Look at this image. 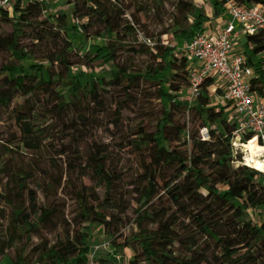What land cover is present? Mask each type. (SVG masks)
<instances>
[{
  "label": "trees",
  "instance_id": "obj_1",
  "mask_svg": "<svg viewBox=\"0 0 264 264\" xmlns=\"http://www.w3.org/2000/svg\"><path fill=\"white\" fill-rule=\"evenodd\" d=\"M205 1L217 16L227 14L229 1L264 8V0ZM63 3L72 6L70 16L53 12L48 0L0 6V56H10L0 60V123L7 115L15 126L0 132V258L9 264H264V220L250 217V210L264 208V173L235 151L237 118L231 121L208 93L216 76L204 80L194 103L189 99L198 64L184 44L204 32L205 6L196 0ZM140 13L160 15L159 35L149 33ZM165 34L175 43H166ZM91 38L100 41L75 54V43ZM238 39L243 49L236 54L253 69L251 90L264 100V31ZM127 40L130 51L150 54L152 63H120L119 45ZM40 58L48 63L28 64ZM99 63L111 64L109 71L74 69ZM102 89L114 91V110ZM149 97L162 103L160 116L131 122L123 135L136 157L131 175L110 166L101 142L92 141L82 155L78 143L90 128L103 126L99 114L110 109L109 124L120 128L123 111ZM188 115L201 119L192 133ZM57 123L71 125L70 138L64 128L56 133L63 146L56 155L69 154L73 142L66 175L40 163L46 131ZM202 128L209 138L201 137ZM61 190L76 204L73 227L57 202ZM129 217L134 228L122 232ZM94 226L106 233L108 247L96 248ZM126 249L133 258L126 259Z\"/></svg>",
  "mask_w": 264,
  "mask_h": 264
},
{
  "label": "rangeland",
  "instance_id": "obj_2",
  "mask_svg": "<svg viewBox=\"0 0 264 264\" xmlns=\"http://www.w3.org/2000/svg\"><path fill=\"white\" fill-rule=\"evenodd\" d=\"M64 0H48L50 3H54L52 5L53 9L52 11L55 12L56 10H64L69 16L72 12V6L67 5L63 3ZM199 4L202 3V0H196ZM204 1V0H203ZM167 7H170L169 4L166 5ZM141 18L145 19L148 22V31L151 35H159L160 31L162 30V24L164 22H161L160 15L156 13H152L150 18H147L144 13H140ZM131 18V11H129L126 15V19ZM5 29L9 30L10 28L8 26L4 27ZM130 39V38H128ZM163 39L166 41L168 44H174V38L171 34H165L163 36ZM100 41L98 38H91L86 42H76L75 43V54L80 53L81 55L85 54L89 48L90 44ZM129 40L125 41L124 43H120V53L118 55V61L120 63L124 62H133V64H137L140 67H147L150 65L153 61V58L150 54L146 53H138L134 54L132 51L128 49V46L130 45L128 42ZM135 45H139L138 42H135ZM242 42L240 39H238L234 45L233 53L240 52L242 48ZM10 60V56L8 54L1 55L0 60ZM48 63L46 60L43 59H33L32 62H29L28 64L30 65L31 63ZM111 67V64H96L95 67L93 68H85L82 67V65H76L75 66V71L79 72L82 69H85L91 73L102 75L103 73H107ZM151 90L153 91L154 88L150 87ZM224 89L221 87L220 81L217 80L216 84L213 85L212 87L209 88V95L211 97V101L213 105H220V106H225L227 109L228 113V118L231 121L236 120L237 116L234 111V107L232 103L229 101L225 100L223 98L224 94ZM102 97L106 99L107 105L110 106L112 105V109L114 110L116 105L114 103V91L111 90L107 92L106 90H101ZM136 95L139 97L140 92H136ZM185 97H189L188 95H185ZM196 97H189L191 103L195 102ZM142 99V98H141ZM141 99L138 100L137 103L131 104L128 106L122 114V120H121V127H115L113 124L110 123V118H111V110H106L105 112H102L100 115V121L103 123V126L100 128H95L92 127L90 128L81 138L80 143L75 141L80 145V152L82 153L83 156H86V148L88 145L96 140L98 142L103 143L104 145L107 146L108 151H109V164L111 167L118 169L119 171H123L126 177L132 174L134 172L135 167H136V157L135 155L132 154L131 150L125 146V141L123 139V135L128 129V126L131 122H134L136 120H139L142 117H154L157 118L160 116L162 112V103L158 100H151L150 97L148 100H145V102L141 101ZM143 100V99H142ZM4 122L0 123V132H4L6 130H14L15 126L13 125L12 120L9 118V116L5 115L4 116ZM188 122H187V127L190 133L193 131H197L201 119L198 118L197 116H191L188 115ZM55 121V119H53ZM70 124L67 125L65 128L62 123H57L52 130L48 129L44 136V149L39 153V156L41 157V165L42 167H45L49 171H51L53 174H58L60 175L62 170L64 169L65 175V166L67 164V161L69 159H72V154H73V148L71 143L69 142L68 148L70 149V153L67 155H56L60 149L63 147L62 146V138L57 136L59 133L57 132L58 130L65 129L67 131V135L70 138V134L72 132L70 131ZM69 130V131H68ZM199 134L201 135L202 138H209L208 135V129L207 128H202L199 131ZM236 153H242V163L246 164L245 161V156L247 154V151L244 149L243 146H240L238 148H235ZM50 157L54 158V162L50 161ZM260 157L263 159L264 157V151L262 150L260 152ZM255 168V167H254ZM256 169V168H255ZM258 170V169H257ZM259 171V170H258ZM84 182L86 184H92V181L86 177L84 178ZM57 202L61 204V208H64L65 217L69 221V223H72V227L74 226L73 224V217L75 216V209H76V204L73 200L65 196V194L62 192V190L59 193V196L57 198ZM132 217V216H131ZM126 218L125 222H127L126 226L122 228V232L125 233H130L131 230L134 228V218ZM250 217L257 221L261 222L264 220V208L253 211L250 210ZM64 228H61L59 233L61 235L64 234ZM93 235L95 239V245L98 248L102 247H108L109 246V241L107 238L106 233L103 231L102 228L94 226L93 228ZM97 248V249H98ZM134 257V253L130 249H126V259H130ZM0 264H9L8 258L1 259L0 258ZM207 264V263H204Z\"/></svg>",
  "mask_w": 264,
  "mask_h": 264
},
{
  "label": "built area",
  "instance_id": "obj_3",
  "mask_svg": "<svg viewBox=\"0 0 264 264\" xmlns=\"http://www.w3.org/2000/svg\"><path fill=\"white\" fill-rule=\"evenodd\" d=\"M25 1L28 0H0V6L11 8L15 3ZM227 15V24L220 33L211 36L201 32L184 44L188 55L202 63L191 73V96L200 94V86L209 75L216 76L224 87L223 98L232 103L237 113L232 140L234 148L244 146V139L252 135L264 151V100L255 97L251 90L253 69L245 64L242 56L233 53L240 34L264 31V8L261 4L248 6L229 1ZM144 41L154 44L150 39L144 38Z\"/></svg>",
  "mask_w": 264,
  "mask_h": 264
},
{
  "label": "crops",
  "instance_id": "obj_4",
  "mask_svg": "<svg viewBox=\"0 0 264 264\" xmlns=\"http://www.w3.org/2000/svg\"><path fill=\"white\" fill-rule=\"evenodd\" d=\"M200 5L205 6L207 15L209 16V21L206 22L204 32L209 33L211 36L217 35L218 33H220L223 30V28H225L227 21H228V15L227 14L218 15V16L215 15L213 6L208 1L202 0V3H200ZM196 64H198L199 66H202V63H200L199 61H197ZM221 87L224 89L222 83H221ZM234 111H235V109H234Z\"/></svg>",
  "mask_w": 264,
  "mask_h": 264
},
{
  "label": "bare ground",
  "instance_id": "obj_5",
  "mask_svg": "<svg viewBox=\"0 0 264 264\" xmlns=\"http://www.w3.org/2000/svg\"><path fill=\"white\" fill-rule=\"evenodd\" d=\"M243 147L247 151L245 156L246 163L264 172V160L260 157V152L263 148L258 143L257 138H252L250 141L245 142Z\"/></svg>",
  "mask_w": 264,
  "mask_h": 264
}]
</instances>
